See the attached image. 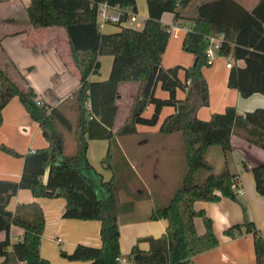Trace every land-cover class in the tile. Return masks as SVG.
Wrapping results in <instances>:
<instances>
[{
    "label": "trees",
    "instance_id": "16d2710c",
    "mask_svg": "<svg viewBox=\"0 0 264 264\" xmlns=\"http://www.w3.org/2000/svg\"><path fill=\"white\" fill-rule=\"evenodd\" d=\"M2 1V0H0ZM147 19L140 31L120 27L114 34H103L97 27L98 5L107 2L136 14V0H29L26 15L34 29H63L69 45L71 59L79 76V88L74 95L77 122L73 129L60 109L47 113L37 105L34 97L23 93L0 71V126L2 111L13 99L18 98L29 118L38 124L48 147L23 157L19 182L0 180V264H50L40 256L39 249L44 229V218L39 208L29 206L30 219L19 216L7 206L18 191L27 190L34 198H62L65 207L62 217L100 223L99 248L77 245L71 254L60 251V256L71 262L90 264H119L120 213L113 194L115 182H103L86 158L88 141L107 140L110 147L115 136L133 135L136 126L153 127L161 111L171 107L160 133H180L184 140L186 171L179 189L167 206L154 210L149 220L167 222L165 234L160 238L144 237L131 248L127 260L133 264H193V258L215 249L218 241L213 224L204 211H196V202L217 203L221 198L236 200L235 176L229 172L210 174L202 184H195L194 176L200 170L210 171L205 155L212 147L225 154L231 152V137L236 130L244 133V139L264 151V110L256 109L243 115L234 107H226L207 121L197 118V112L209 105V89L202 69L209 67L206 58L205 39L209 35H223L221 57L231 56L227 87L235 90L243 99L258 94L264 96V0H259L247 10L234 0H213L201 4L195 17L184 15L193 0H145ZM164 14H171L173 21L192 23L182 40V50L194 58L188 68L175 66L162 68V56L169 42L168 27L161 23ZM126 18L124 17L123 20ZM111 57L108 79L91 82L98 75L100 57ZM239 61L243 67L237 65ZM184 73L180 79L179 73ZM139 83L140 91L127 122L115 133V119L120 99L119 86ZM160 86L167 93L166 99L155 97ZM185 92L183 100L177 99V91ZM90 103V110L85 107ZM153 107L149 118L143 116L148 106ZM92 116L90 120L89 117ZM73 132L76 151L71 156L63 153L62 133ZM0 150L12 156L19 155L9 147ZM111 148L102 164L110 167ZM243 169L252 174L255 191L264 198V164ZM46 181H43L44 176ZM110 192L102 197V192ZM201 219L203 235L195 230L194 220ZM23 231L19 241L10 242V229ZM245 231L252 235L256 264H264V238L252 222L244 220L224 231L234 238ZM147 243L148 251L139 248ZM11 248V249H10Z\"/></svg>",
    "mask_w": 264,
    "mask_h": 264
},
{
    "label": "crops",
    "instance_id": "0c3cea01",
    "mask_svg": "<svg viewBox=\"0 0 264 264\" xmlns=\"http://www.w3.org/2000/svg\"><path fill=\"white\" fill-rule=\"evenodd\" d=\"M28 6L29 0L0 1V71L23 93L32 95L47 113L55 108L60 109L74 129L77 113L72 98L79 88V76L71 55L59 52V34L63 33L65 37L66 34L60 28H32L26 15ZM136 6L137 20L134 24H142V27L147 19L146 1L136 0ZM161 23L168 27L170 36V31L176 33L175 36L184 33L180 37L181 41L187 29L191 28L182 26V24L177 25L171 14H164ZM114 27L107 25L102 33L118 32ZM187 57L181 58V61L179 59L176 63L167 65L161 63L162 68L168 69L175 66L188 68L191 61L187 63L189 56ZM99 64L98 75L91 76L89 81L101 82L108 79L112 58L100 57ZM237 65L243 67L244 63L239 61ZM228 74L229 69L226 67L220 73L216 71L207 73L208 85L211 83L213 90L209 94L210 109L208 111L204 110L206 107L200 109L197 112L198 119L207 121L212 114L222 113L226 107H234L241 115L256 109L264 110V96L255 94L246 99L241 98L235 90L227 87ZM179 77L184 78L182 71ZM54 80L56 83H53ZM139 91V83H124L119 86L120 99L117 101L118 112L112 130L113 134L129 119ZM167 96V93L157 85L155 97L166 99ZM176 96L177 99L183 100L185 92L179 90ZM152 112L153 107L149 105L143 116L149 118ZM173 113V108H164L155 126L138 125L133 135L115 136L111 147L107 140L88 141L87 160L102 176L103 182H110L113 179L115 182L113 194L120 210L118 216L120 218V258L124 260L119 264H133L126 257L138 239L144 237L156 239L165 234L167 222L164 220L151 221L149 217L154 210L168 205L179 189L186 170L182 135L180 133L168 135L160 133L164 120ZM2 116L0 144L13 148L12 150L19 157L11 158L0 152V180L17 183L22 174L23 157L48 147V143L43 139L38 124L29 118L18 98H13L7 104L2 111ZM62 137L64 155H73L76 151L73 132H63ZM109 148H111V159L108 168L107 165L102 164V161L107 156ZM231 148L228 154L218 147L208 149L205 163L210 171L200 170L194 176L195 184L199 185L210 174L218 176L227 171L239 178L237 185L241 188L243 195L236 197L235 201L221 198L217 203L196 202L194 204L196 211H204L211 219L218 246L195 256L192 260L193 264H256L252 235L242 231L234 238H229L224 235V231L247 220L255 225L264 238V198L257 195L252 174L243 169V164L249 168L264 164V151L248 143L241 130H236L232 135ZM46 177L45 175L43 178L44 182ZM24 193L21 190L18 191L10 200L11 202L15 199L12 209L8 207L7 209L14 212L19 208L22 210L25 204H29L36 205L37 208L39 206V209L42 208L43 213L46 214L45 210L55 204L57 213L53 214L59 218L57 228L64 240L62 241L58 235L55 242L62 246L64 252L71 254L77 245L94 248L101 246L98 221L69 219L73 222H63L64 200L60 202L54 200L55 198H34L29 191L27 194ZM109 195L110 192L107 191L101 194L102 197ZM29 212V207H26L19 212V215L30 219ZM194 225L196 233L203 235L202 220L195 219ZM22 234L21 229L11 227L10 242L12 243V239L19 241ZM3 238L4 234H0V240ZM139 248L142 251H148L149 246L147 243H140ZM40 256L43 258L42 253ZM76 264L84 263L77 262Z\"/></svg>",
    "mask_w": 264,
    "mask_h": 264
},
{
    "label": "rangeland",
    "instance_id": "374dc122",
    "mask_svg": "<svg viewBox=\"0 0 264 264\" xmlns=\"http://www.w3.org/2000/svg\"><path fill=\"white\" fill-rule=\"evenodd\" d=\"M210 1H213V0H193L191 5L188 7V9L186 11H184L183 14L188 16V17H195L197 8L201 4L207 3V2H210ZM234 1L239 3L245 9L251 10L257 4V2L259 0H234ZM137 25H139V24L123 23L120 26H115L114 28L117 29V31H119L120 27L132 28V29L137 30V31L142 30V28H143V26L141 27L142 24H140L139 26H137ZM191 25H192V23L190 21H185V22L182 23V26H186V27H191ZM170 32H171V36H170V40H169L167 48H166V54L164 53L165 54V55H163L164 57L162 56L163 58H162V62L161 63L162 64H166V65L169 64V63H176L177 61H179V59L181 61V58H183V57L188 58L187 56H189V60H188L187 63H189L191 61L190 62L191 64H189L188 67L192 66L193 65V59H194L193 56L191 54H189V53L184 52L182 50V46H181L182 45L181 44L182 41L180 40V37L184 33H179V35H178L179 37H178V36H175L176 33H174L173 31H170ZM56 35H57V33H56ZM59 35H60L58 37L59 45H60L59 46V52L61 54L66 53V55L69 56L70 55V50H69V47H68V43H67L66 37L63 35V33H62V35L61 34H59ZM104 57H107V56H104ZM225 62H226V59L224 57H220L214 62V65L209 66V67H204L202 69V72H203V75H204V78H205L206 82H207V79H206L207 73L211 72V71H216V72L220 73L222 70H224ZM53 83H56V81L54 80ZM207 85H208V82H207ZM208 89H209V94H210V91H213L211 83H210V85H208ZM211 95H212V93H211ZM72 99H74V98H72ZM209 109H210V106L208 105V107H206L204 110L208 111ZM0 146H1V144H0ZM4 146L10 148V146H8V145L4 144ZM0 152L5 154L6 156H10V155L4 153L1 150H0ZM11 158H15L16 159V157H12V156H11ZM21 192H25L24 194H27L28 191L27 190H21ZM50 199H54V198H50ZM14 200H12L10 202V204H8V206H7L8 209H12ZM54 200H58V201L62 202L64 199L55 198ZM29 206H31V205L25 204L24 208L29 207ZM34 206H36V205H34ZM24 208L22 210H24ZM38 208H39V206H38ZM22 210H19V212H21ZM40 211H42V213L44 212L42 210V208H41ZM45 211H47V212H46V214L43 213V215H44L43 218L45 219V225H44V229H43V233H42V237H41L40 254L42 253L43 258L48 260L50 262V264H76L77 262L68 261L66 259H63L60 256V251H64V250H63L62 246L57 245L56 242H55L56 239H57L56 237L59 235V232H60L58 230V228H57L58 227L57 226V220H59V218L55 217V215L53 214V213H57L55 204H53L52 207L46 209ZM13 213H15V211ZM118 220H119V223H120V218L119 217H118ZM63 222L70 223V222H73V221L69 220V219H63ZM59 236L62 238L61 235H59ZM62 241H64L63 238H62ZM16 242H17L16 239H12V244H14ZM126 259H127V257H126ZM79 263H84L85 264L87 262H79Z\"/></svg>",
    "mask_w": 264,
    "mask_h": 264
},
{
    "label": "built area",
    "instance_id": "2783aa9c",
    "mask_svg": "<svg viewBox=\"0 0 264 264\" xmlns=\"http://www.w3.org/2000/svg\"><path fill=\"white\" fill-rule=\"evenodd\" d=\"M126 18L123 20V18ZM137 20V16L134 12L130 10H125L121 8L120 6H111L107 2H103L98 5L97 9V27L98 31L102 33L104 31V28L107 25H112V26H120L123 23H131L134 24ZM177 24V23H176ZM179 25V24H177ZM176 27V25L174 26ZM190 29V28H189ZM187 29V30H189ZM169 31V29H168ZM206 42V58H207V63L209 65H212L218 58H220V49L222 45L224 44V36L221 35H209L205 39ZM225 67L226 69H231L233 64H232V58L231 56H228L225 58ZM39 106V103H37ZM85 107L90 110V103H86ZM89 119H92V116L89 117ZM238 177L235 178L234 184H235V197H239L243 195V192L241 188L237 185L238 184ZM116 261L118 263L124 262L121 258H117Z\"/></svg>",
    "mask_w": 264,
    "mask_h": 264
}]
</instances>
